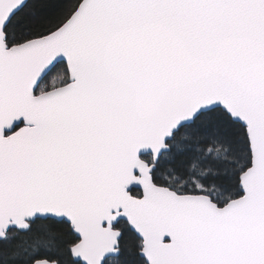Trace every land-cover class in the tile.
<instances>
[{
	"label": "snow or ice",
	"instance_id": "obj_1",
	"mask_svg": "<svg viewBox=\"0 0 264 264\" xmlns=\"http://www.w3.org/2000/svg\"><path fill=\"white\" fill-rule=\"evenodd\" d=\"M0 264H264V0H0Z\"/></svg>",
	"mask_w": 264,
	"mask_h": 264
}]
</instances>
